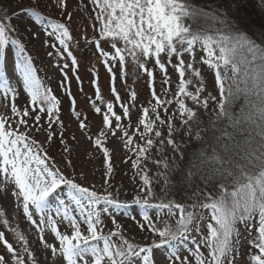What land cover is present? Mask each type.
Returning <instances> with one entry per match:
<instances>
[{"label": "snow or ice", "instance_id": "snow-or-ice-1", "mask_svg": "<svg viewBox=\"0 0 264 264\" xmlns=\"http://www.w3.org/2000/svg\"><path fill=\"white\" fill-rule=\"evenodd\" d=\"M88 2L94 14L92 35L85 31L79 39L71 34L72 13L68 12L67 0H51L47 5L58 8L63 20L49 19L31 7L22 11H27L39 28L32 36L38 39L40 32H45L54 41L49 47L59 45L55 53L58 59L66 57L71 61L81 92L83 81L77 74L79 65L73 44L77 49L81 43L94 48L109 75L113 101L104 98L99 72L93 67L90 85L94 97H88L89 107L82 114L72 96L70 78L63 71L69 65L65 63L62 68L67 86L62 83L61 87L70 101V116L93 148L103 154V192L95 190L94 185H81L74 176L70 178L48 155L58 138L61 151L66 154L65 168L73 167V150L65 138L66 126L61 119L62 101L38 78L19 27L11 22L12 14L0 11V93L9 101L11 112L10 117L0 115V183L5 186V195L11 192L15 197L16 208L22 209L42 245L39 250L30 248L24 236L17 234L21 243L18 251L0 231V244L5 250L0 253V264H49V259L51 264H133L134 259L135 264H156L159 251L167 253V264H264V46L241 32L225 10L200 9L192 0ZM81 4L83 0L77 10H81ZM83 8L87 10V5ZM12 47L16 49L15 69L22 79V90L29 98L28 106L23 108L15 103L19 94L5 74ZM198 53H203L199 61ZM129 60L147 77V106L138 107L139 94L134 87L129 88ZM198 62L214 70L219 98L205 95ZM169 68L178 76L174 92ZM156 70L161 77L160 92L156 89ZM118 79L126 89L127 101L117 88ZM241 97L245 103L236 112L233 104ZM210 101L215 107L205 123L203 116L209 111ZM88 111L100 117L94 136L90 135L94 122ZM134 111L137 119L133 128ZM178 131L200 144L184 167L174 157L170 160L165 155V147H169L184 159L175 136ZM41 132L46 134L44 143L33 136ZM72 139L75 141L76 136ZM112 139L122 142L123 148L135 156L132 168L141 182L136 185L131 203L120 199V189L109 179L114 167L107 143ZM153 149L159 159L150 155ZM145 161L157 165V179L149 177L146 164L141 166ZM177 172L182 177L178 182L172 176ZM160 180L163 184L158 193L156 185ZM197 180L210 186L208 190L201 188ZM178 192L184 193L179 199L175 195ZM61 193L71 198L74 209L69 210ZM101 204L111 209L139 206L141 219L136 226L148 234L150 243L130 242L123 235V225L115 219L114 230L105 233L102 213L108 212L109 207L98 208ZM3 215L0 212V217ZM57 218L67 222L70 234L59 230ZM3 223L8 227V220ZM46 231L54 235L58 247L55 242L46 241ZM243 233L251 237L247 253L240 251Z\"/></svg>", "mask_w": 264, "mask_h": 264}, {"label": "rangeland", "instance_id": "rangeland-1", "mask_svg": "<svg viewBox=\"0 0 264 264\" xmlns=\"http://www.w3.org/2000/svg\"><path fill=\"white\" fill-rule=\"evenodd\" d=\"M221 0H192V2L198 6L202 5V3H219ZM242 1V0H241ZM38 2V7L36 6ZM80 3V0H67V9L68 12L72 13V20L70 24L71 34L74 38L79 39L85 31L89 36L92 35V24L94 22V14L92 12V5L88 2V0H83V4H81V10H77V4ZM264 4V0H245V5L249 6L252 11H255L260 14L261 19L258 21H245L247 25V31L251 30L252 32H257L256 30H261V27H264V8L262 6ZM51 4V0H0V11H7L12 14V24L17 25L19 27L20 35L23 36V41L26 44V51L32 57L33 65L37 70V76L41 80L42 84L53 90V93L62 101L61 104V119L63 120L66 131L65 138L68 141L69 147L73 150L71 160L73 167L65 168V159L63 158L64 153L61 151V146L59 145V139L57 138V142L53 144L51 149L48 150V155L52 156L54 160H56V164H59V167L63 169L66 175L70 178L75 177L76 181L83 186L92 187L95 186V190L98 192H103V181L105 179L104 173L106 171L103 154L100 151H97L93 148L91 142L78 130L77 122L70 116L69 113V98L65 95L61 84L64 83L67 86V82L64 81V76L62 74V68L65 63L69 65L67 69H63V71L67 72L68 77L70 78V86L72 96L75 97L77 107L82 112L87 110L89 107L88 97H94L93 89L90 85V81L92 80V68L95 67L99 72V83L102 89L103 96L106 100L113 101V97L109 94V75L105 71L104 67L99 63L98 55L94 54V48H88L83 43H81L80 48L77 49L73 44L72 50L74 55L78 61V70L77 74L80 79L83 81V91H80V86L77 83L76 76L73 74L71 61L65 57V59L61 60L55 55L57 47H49L50 44L54 43L52 39H50L45 32L41 31L39 38H34L32 36V32L39 31V28L35 26L34 21L27 11H22V9H26L31 7L33 10L39 12L41 15L46 16L49 19L54 20H63L64 17L61 16L60 10L54 6H47ZM87 5V10H84L83 5ZM226 11V10H225ZM228 13V12H227ZM229 18L232 20L234 24L240 28L243 20H238L230 16L231 12L228 13ZM92 15L93 19H89V16ZM241 17V16H239ZM31 28V30H27ZM256 36L258 41L262 42L264 46V32ZM260 37V38H259ZM47 42V43H46ZM105 47H107L105 45ZM52 52L53 55L49 56L48 53ZM16 49L14 47L11 48L8 66L6 67L9 72H5L7 76H9V82L13 88L16 89L18 98L15 100V103L21 108L28 106L29 98L23 92L22 87V79L20 78V74L15 69L16 62ZM203 55V53H198L197 60L199 61V56ZM148 67H152L151 64ZM196 67L202 68V79L204 81L206 87L205 95L211 94L212 96H216L219 98V91L215 84V76L214 70L209 69L206 65L202 66L199 62L196 64ZM117 75L119 76V68L115 69ZM169 73L171 79L173 81L172 91H175L176 83L178 82V76L173 71V69L169 68ZM14 76V78H13ZM147 77L144 76L139 69L134 68V65L129 60L127 66V81L129 88L134 87L138 92V102L137 106L140 104H144L147 106V101L149 98V91L146 84ZM160 73L156 70V89L157 92H160ZM135 81V83H134ZM117 88L120 90V94L122 98L127 101V96L125 95L126 89L121 84L120 80H117ZM171 98V97H169ZM99 103V102H97ZM191 106V102H188ZM209 107H215V103L210 101ZM117 113L121 112L119 106L116 107ZM163 115V112L161 113ZM0 115L11 116L9 101L6 100L2 93H0ZM88 117L90 120L94 122V126L91 127L90 135H95L97 132V127L95 125L99 124L100 117L94 115L91 111H88ZM137 119V113L134 111L132 114L133 120V128L135 127V121ZM32 121H29L31 123ZM127 123V121H124ZM177 120L174 121L175 126L177 125ZM43 123V120H42ZM179 123V122H178ZM46 126V125H45ZM180 127V123L178 124ZM131 134V132H130ZM178 133H175L176 140L178 141ZM76 136V140L72 139V136ZM166 135V129H165ZM34 138L40 143H44L46 139V134L41 132L39 134L33 133ZM182 138V137H181ZM76 141H79L77 143ZM137 143L140 141L137 140ZM46 146V145H45ZM107 147L112 152L111 163L114 167V174L109 177L110 182L114 187L119 188L121 191L120 199L126 200L129 203L132 201V196L134 194L136 185L141 181L139 176L135 174V170L132 168V160L135 159V156L123 148L122 142H118L115 139L110 140L107 143ZM172 150L169 147H165V155L169 157L171 160L173 158ZM152 157L159 159L157 156L155 149H153L150 153ZM131 157V159H128ZM177 160V157H174ZM128 160L125 163V160ZM51 163V162H49ZM147 165L149 177L153 180L157 179L155 173L159 170L157 165L153 164L151 161H145L142 163V167ZM74 169V170H73ZM83 174V178L81 175ZM161 182V180H160ZM163 183H159L156 185V190L159 193L160 186ZM206 190H208L209 186L205 184L202 185ZM5 186L0 183V212H3L4 215L0 217V231L5 232L6 238L10 243H13L14 247L19 251L21 247V243L18 240L17 234L23 235L27 240L30 248L42 249V245L39 243V235L35 231L34 227L26 220L22 213V209L16 208V200L15 197L8 192L7 195L4 194ZM188 194H191V190H188ZM163 195V193H160ZM177 199L184 195L182 192L175 193ZM61 198H64L68 201L69 210L75 208V205L67 199V196L64 193H61ZM55 206V205H54ZM109 207L107 205L101 204L98 208ZM134 209V210H133ZM141 209L139 206L132 204V206L128 209H111L109 207V211L106 213H102V219L106 227L104 228V232L108 233L113 229L112 220L115 219L117 223L123 225L125 231L123 235L129 239L130 242L139 243L141 245L150 243V239L146 238L148 234L141 232L137 226L136 222L141 219L139 215ZM207 216L208 213L205 212ZM154 216V214H153ZM35 218V217H34ZM8 220V227H6L3 223L4 220ZM57 223L59 230L62 232H66L70 234V228L67 227V222H61L59 218H57ZM12 229H15V233L12 232ZM82 230L86 232V227L82 226ZM206 231V230H205ZM257 233L255 229L252 230V236H255ZM46 241L48 243L55 242L54 235L50 233V231H46L44 233ZM192 235H196L193 233ZM251 237H248L247 233H243V238L241 239V253H247L251 248V245L248 243V240ZM116 243H119L117 238H113ZM58 247V242H55ZM185 247H193L194 245H185ZM205 252L206 250L202 249ZM255 252V249H252ZM5 250L3 245L0 244V253H4ZM40 254V253H38ZM187 255L188 253H183ZM48 255L51 257V251L48 250ZM167 253L164 251H159L155 255L156 264H167ZM49 264H51V259H49ZM133 264H135V259L133 260ZM243 264V261H241Z\"/></svg>", "mask_w": 264, "mask_h": 264}, {"label": "trees", "instance_id": "trees-1", "mask_svg": "<svg viewBox=\"0 0 264 264\" xmlns=\"http://www.w3.org/2000/svg\"><path fill=\"white\" fill-rule=\"evenodd\" d=\"M262 6L264 8V4L262 3ZM200 9H205V10H211V9H223L226 10V12H231L232 14H230V16H232L233 18H236L238 20H243L242 25H240V30L243 33H246L248 38H250L252 41H254L256 44L258 45H262V42L258 41V39L256 38L257 35L261 34L258 32H264V27H261V30H256L257 32H252L251 30L247 31V25L245 23V21H253L256 20L258 21L259 24V19H261L260 14L252 11L251 8L247 5H245V0H221L219 1V3H202V5L199 6ZM227 13V14H228ZM229 16V14H228ZM241 16V17H239ZM264 35V34H263ZM260 38V37H259ZM255 99V98H253ZM245 103L244 98L241 97L240 99H238L234 104H233V110L238 112L241 108V106ZM214 107H209V111L204 113L203 116V120L205 123L209 122L210 119V113H211V109ZM201 111L203 112L204 110L201 109ZM179 122V120H177ZM176 127L179 128L178 123ZM178 133L177 135L178 137V141L177 143L180 144L181 148L183 149V154H184V159L181 160L180 159V153H172L171 156L173 157H177V162L181 165V167H184L188 164V161L191 159L193 153H195L199 148H200V144L195 141L194 139H190L187 137H183V132L182 131H178L176 132ZM208 135L210 136L211 133L209 132ZM181 137H183V140H181ZM174 181H180L182 180V177L179 175V173H174L172 174ZM160 183H163V180H161ZM197 184L202 188L204 186V183L200 180H197ZM210 187V186H209ZM191 190V189H189ZM192 191V190H191ZM183 193V192H182Z\"/></svg>", "mask_w": 264, "mask_h": 264}]
</instances>
